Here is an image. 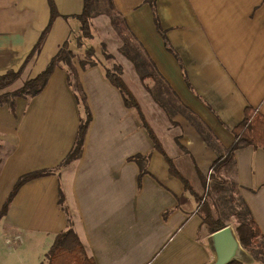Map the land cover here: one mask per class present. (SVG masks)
Listing matches in <instances>:
<instances>
[{
    "label": "crops",
    "instance_id": "1",
    "mask_svg": "<svg viewBox=\"0 0 264 264\" xmlns=\"http://www.w3.org/2000/svg\"><path fill=\"white\" fill-rule=\"evenodd\" d=\"M54 2L59 15L41 51L26 62L50 23V2L0 0V78L25 64L21 79L8 90L42 71L67 40L79 54L75 16L82 13L84 0ZM113 2L178 99L180 111L170 117L121 52L123 41L108 5L96 12L89 44L100 65L83 69L76 64L92 111L82 156L60 174L35 178L18 190L0 219L6 241L18 247L40 237L50 248L68 227L59 202L61 186L74 228L96 264H211L216 259L212 233L198 214V203L170 173L137 110L125 105L106 77L109 63L102 45L123 66L124 80L166 152L202 194L198 170L209 177L218 150L200 127L229 147L236 140L232 129L247 107L264 115V0H157L161 25L184 70L166 49L147 0ZM82 116L64 67L55 69L40 94L19 97L15 113L0 105V211L21 175L60 164L75 143ZM136 154L149 155L141 185L140 168L130 160ZM235 158L241 194L264 233V149L249 145L236 150ZM250 258L247 253L243 260L250 263Z\"/></svg>",
    "mask_w": 264,
    "mask_h": 264
},
{
    "label": "trees",
    "instance_id": "2",
    "mask_svg": "<svg viewBox=\"0 0 264 264\" xmlns=\"http://www.w3.org/2000/svg\"><path fill=\"white\" fill-rule=\"evenodd\" d=\"M49 2L51 6L50 23L42 32L38 43L33 49L31 55L27 58L26 62L41 51L42 46L52 28L54 19L59 15L54 0H49ZM106 2L108 5L107 11H109L112 22L116 29L120 31V34L124 39L121 52L135 63L144 82L150 78L156 81V86L154 88L146 83L145 85L153 95L154 99L162 107H164L170 117H172L175 112L180 111L178 99L170 94V91L166 86L162 75H160L155 64L144 51L141 44L130 32L125 18L116 9L113 0H106ZM147 2L154 10L156 27L164 39L166 49L176 56L184 70V64L179 54L170 43L167 32L161 25L156 9L157 0H147ZM94 5L95 0H84V8L82 13L75 16L80 21V32L75 37V44L78 49H83L84 51L85 56L79 61L80 66L83 69L94 65H100V62L96 57L95 47L89 44V42L94 39L92 19L97 12ZM128 47L132 51H130ZM102 50L104 58L109 63L108 66H103L106 77L115 87L120 90L125 105L128 107H134L137 110L143 126L146 128L154 142V148L164 156L166 162L168 163L170 173L182 181L185 190L189 192L197 201L198 214L202 217L203 222L208 225L209 231L213 233L227 226V224L215 213L211 199L212 197L216 196L217 200L221 202H229L227 204V209L230 212L229 214L234 219V230L242 246L250 254H252L253 257L255 256L256 259L258 254L264 255V233L260 229V226L256 222L251 209L242 196L241 187L235 176L236 150L249 145L264 149V115L252 107H247L244 112L243 120L232 129L236 140L229 147L221 146L219 143H217L216 138H212L210 134L205 133L203 128L200 127L199 130L202 132L209 145L218 150V157L211 166L209 177L204 176L202 172L198 170L203 187L205 188V192L200 194L198 191H196L190 180L179 170L175 160L164 149L159 137L148 122L139 101L123 78V66L119 62L115 61L114 55L108 52L105 44L102 45ZM74 52L75 51L72 50L70 46V41L67 40L42 71H40L36 76L23 81L22 85L14 90H8V88L21 79L25 70V64L18 70L8 71L0 78V105H8L10 111L15 113L17 99L19 97L31 99L37 96L44 90L55 69L57 67H64L68 74V83L70 88L74 92L78 104L83 112L76 140L70 152L60 162V164L54 168H43L21 175L0 211V219H2L7 214L9 206L16 193L25 183L35 178L52 173L60 174L61 170L65 166L82 156L86 135L92 121V111L88 104L87 94L80 80L78 68L74 63ZM147 68L148 70L145 71L144 69ZM162 93H164L165 98L170 100L169 103L173 110H170L165 105V101L161 100L160 94ZM181 111L185 110L181 109ZM130 160L135 161L140 168L139 185H141L142 177L148 173L147 166L149 155L136 154L130 157ZM59 202L62 204V207L68 216V227L66 230L57 234L53 244L46 254V264H96L95 258L88 255L84 244L82 243L78 233L74 228L71 211L66 204V196L61 186ZM259 260L262 261L261 264H264V258ZM229 264L247 263L245 260H234Z\"/></svg>",
    "mask_w": 264,
    "mask_h": 264
},
{
    "label": "rangeland",
    "instance_id": "3",
    "mask_svg": "<svg viewBox=\"0 0 264 264\" xmlns=\"http://www.w3.org/2000/svg\"><path fill=\"white\" fill-rule=\"evenodd\" d=\"M95 9L97 12H99L101 9H105L107 7V2L106 0H95ZM109 14V11H106ZM111 17V16H110ZM114 26V24H113ZM116 29V27L114 26ZM116 32L120 35L123 44H124V39L123 36L120 34V31L116 29ZM50 33V32H49ZM130 50V48L128 47ZM78 53L74 52V63L77 64L82 57H84V51L83 49H78ZM132 51V50H130ZM126 56V55H125ZM127 57V56H126ZM129 60H131L129 57H127ZM117 61V59H115ZM118 62V61H117ZM131 62H133L131 60ZM80 64V63H79ZM135 65V63L133 62ZM136 66V65H135ZM137 68V67H136ZM145 71L148 70L144 69ZM146 84L150 85L152 88L156 86V81L153 79H147ZM161 100L165 101V105L170 109L173 110V108L170 106V100L168 98H165L164 93L160 94ZM4 146L2 143H0V157L3 152ZM205 192V190H204ZM212 203L213 207L215 210L216 215L221 218L227 225H231L234 228V219L233 217L229 214L230 212L227 209V204L229 202L224 203L223 201L217 200L216 196L212 197ZM8 233L7 230L5 229V226L3 225L2 222H0V264H46L47 263V257L46 254L49 251V246L46 244V242L41 241V238H36L34 237L33 241H26L25 244H21L18 247H11L7 241ZM244 252L247 255L249 253L245 248ZM250 254V253H249ZM251 262H247V264H261V260L264 258V255H259L257 259L255 256L253 257L252 254H250Z\"/></svg>",
    "mask_w": 264,
    "mask_h": 264
},
{
    "label": "water",
    "instance_id": "4",
    "mask_svg": "<svg viewBox=\"0 0 264 264\" xmlns=\"http://www.w3.org/2000/svg\"><path fill=\"white\" fill-rule=\"evenodd\" d=\"M211 242L216 254V259L211 264H229L246 257L243 246L231 225L213 232Z\"/></svg>",
    "mask_w": 264,
    "mask_h": 264
}]
</instances>
